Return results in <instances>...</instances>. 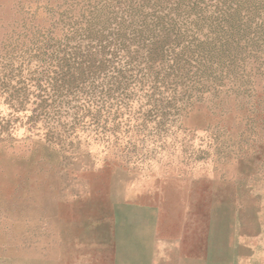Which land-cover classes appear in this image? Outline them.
I'll use <instances>...</instances> for the list:
<instances>
[{"label":"rangeland","instance_id":"374dc122","mask_svg":"<svg viewBox=\"0 0 264 264\" xmlns=\"http://www.w3.org/2000/svg\"><path fill=\"white\" fill-rule=\"evenodd\" d=\"M130 202L264 264V0H0V264L88 260Z\"/></svg>","mask_w":264,"mask_h":264},{"label":"crops","instance_id":"0c3cea01","mask_svg":"<svg viewBox=\"0 0 264 264\" xmlns=\"http://www.w3.org/2000/svg\"><path fill=\"white\" fill-rule=\"evenodd\" d=\"M130 206L129 215L125 209L113 210L109 246L102 242L90 249L87 242L80 245L89 257H80L79 264H199L198 250L184 254L181 228L177 235H169L166 212L151 207L152 202H130Z\"/></svg>","mask_w":264,"mask_h":264}]
</instances>
